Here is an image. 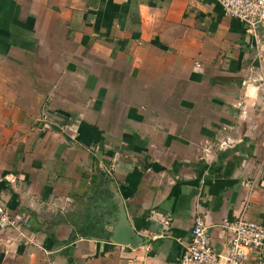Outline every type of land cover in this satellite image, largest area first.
<instances>
[{
	"label": "crops",
	"instance_id": "1",
	"mask_svg": "<svg viewBox=\"0 0 264 264\" xmlns=\"http://www.w3.org/2000/svg\"><path fill=\"white\" fill-rule=\"evenodd\" d=\"M0 204V264H179L197 215L218 253L225 222L264 226V25L217 0H0Z\"/></svg>",
	"mask_w": 264,
	"mask_h": 264
},
{
	"label": "built area",
	"instance_id": "2",
	"mask_svg": "<svg viewBox=\"0 0 264 264\" xmlns=\"http://www.w3.org/2000/svg\"><path fill=\"white\" fill-rule=\"evenodd\" d=\"M227 17L240 21L247 32L258 34L264 25V0H217ZM247 206L245 207V209ZM16 225V220L0 204V228ZM232 235L223 251L214 249L209 228L202 215H197L179 264H248L251 254L261 255L264 249V226L248 220L242 213L233 222L224 224Z\"/></svg>",
	"mask_w": 264,
	"mask_h": 264
},
{
	"label": "water",
	"instance_id": "3",
	"mask_svg": "<svg viewBox=\"0 0 264 264\" xmlns=\"http://www.w3.org/2000/svg\"><path fill=\"white\" fill-rule=\"evenodd\" d=\"M120 218V223L113 229L112 241L118 244L136 246L139 242V238L134 234L124 210H121Z\"/></svg>",
	"mask_w": 264,
	"mask_h": 264
}]
</instances>
